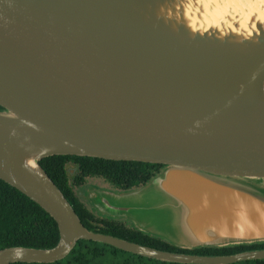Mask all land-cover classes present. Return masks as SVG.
Instances as JSON below:
<instances>
[{
    "label": "water",
    "instance_id": "1",
    "mask_svg": "<svg viewBox=\"0 0 264 264\" xmlns=\"http://www.w3.org/2000/svg\"><path fill=\"white\" fill-rule=\"evenodd\" d=\"M0 107V179L59 229L54 247L5 248L0 264L55 263L80 240L169 263L264 259L90 231L40 164L166 165L138 191L89 199L184 249L263 241L264 0H0Z\"/></svg>",
    "mask_w": 264,
    "mask_h": 264
},
{
    "label": "trees",
    "instance_id": "2",
    "mask_svg": "<svg viewBox=\"0 0 264 264\" xmlns=\"http://www.w3.org/2000/svg\"><path fill=\"white\" fill-rule=\"evenodd\" d=\"M0 110H3L0 107ZM42 168L73 206L82 224L90 231L111 235L158 250L201 256H230L264 250V240L223 246L184 249L159 237L131 227L122 220L100 215L78 193L88 179L101 182L110 193H127L148 184L166 165L116 161L86 156L56 155L40 161ZM75 168L70 175L69 166ZM97 187V186H95ZM59 241L55 220L37 203L0 179V250L9 247L49 249ZM12 264H183L169 263L129 253L105 243L80 240L64 259L55 263ZM232 264H264V259Z\"/></svg>",
    "mask_w": 264,
    "mask_h": 264
},
{
    "label": "rangeland",
    "instance_id": "3",
    "mask_svg": "<svg viewBox=\"0 0 264 264\" xmlns=\"http://www.w3.org/2000/svg\"><path fill=\"white\" fill-rule=\"evenodd\" d=\"M73 168L74 167L72 165H70L68 169L72 170ZM86 183L87 184L85 186L81 187V189H80V191L78 193L81 195L82 198H84V199L88 200V202H90V205L93 208V210H95L97 213H99L101 215L102 213L97 211L94 208V206L92 205V203H91V201L89 199V195H90L91 191H104V192H107V191H105V188H102L103 186H102L101 182H95V184H93V180L92 179H88ZM95 186H97V187H95ZM141 188L133 190V191H138ZM114 194H116V193H114ZM121 194H125V193H121ZM140 201H142V200H136L134 202H140ZM111 218L122 220L127 225L140 229L139 228L140 226L136 223L135 219H133L131 217H118V218L117 217H111Z\"/></svg>",
    "mask_w": 264,
    "mask_h": 264
},
{
    "label": "flooded vegetation",
    "instance_id": "4",
    "mask_svg": "<svg viewBox=\"0 0 264 264\" xmlns=\"http://www.w3.org/2000/svg\"><path fill=\"white\" fill-rule=\"evenodd\" d=\"M0 111H2V110H0ZM68 170H69V169H68ZM74 172H75V168H73L72 170H69L70 175L74 174ZM127 193H128V192H127Z\"/></svg>",
    "mask_w": 264,
    "mask_h": 264
}]
</instances>
